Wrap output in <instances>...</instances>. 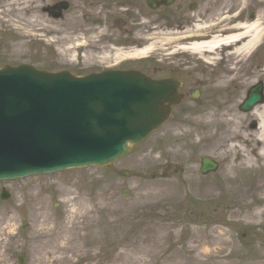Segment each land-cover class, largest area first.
Listing matches in <instances>:
<instances>
[{"label": "rangeland", "instance_id": "374dc122", "mask_svg": "<svg viewBox=\"0 0 264 264\" xmlns=\"http://www.w3.org/2000/svg\"><path fill=\"white\" fill-rule=\"evenodd\" d=\"M193 1L198 6L195 26L176 34L204 25L205 18L198 19L204 11L199 3L204 0ZM54 2L0 0V68L26 64L58 72L73 65L70 48L84 37L72 34L78 30L83 3L70 0L71 9L65 18L55 21L42 12L44 6ZM143 6L149 13L150 33L144 34L141 41L133 38L132 42L143 44L140 47L148 43L146 39L152 33H157L154 37L162 34L157 15L145 3ZM110 42L113 46L127 44L118 38ZM88 55L95 57L93 53ZM152 60L142 67L143 72L156 79L177 77L184 82L182 92L188 96L162 130L116 163L118 171L129 170L135 177L122 179L117 172L92 167L1 182L0 264H19L22 254H26L25 264H39L42 253L35 236L43 224L45 229L62 225L81 238L74 252L67 253L69 264H129L127 260L139 264L141 259L142 264H171L166 258L174 251H181L179 256L193 264L197 256L204 259L205 255H213L222 241L227 243L225 250L231 262L264 264V202L260 201L264 198V169L245 175L252 193L248 202L255 205L246 215L240 214L243 197L238 199L239 195L233 194L241 189V180L235 184L229 176V168L242 159L239 148L229 151V137L235 128L248 136L238 142L248 154L259 149L258 132L244 128L238 110L246 88L236 86L225 93L227 89L210 79L213 72H208L206 64L192 54L155 53ZM195 88L201 91L196 100ZM219 97L224 98L223 104ZM220 107L227 114L220 118L226 124H208L210 111L221 114ZM203 156L221 162L218 173L200 176L199 160ZM256 165L264 168V160ZM167 166L183 168L184 173L159 178ZM153 176L159 179L152 180ZM4 187L12 193V200L7 202L1 199ZM125 190L130 192L127 198L123 196ZM219 201L223 203L217 205ZM41 217H46L47 224ZM23 222L29 224L27 228H23ZM66 243L60 242L62 248ZM42 257L53 262L63 256L55 251Z\"/></svg>", "mask_w": 264, "mask_h": 264}, {"label": "water", "instance_id": "95a60500", "mask_svg": "<svg viewBox=\"0 0 264 264\" xmlns=\"http://www.w3.org/2000/svg\"><path fill=\"white\" fill-rule=\"evenodd\" d=\"M147 1L158 9L175 0ZM67 8L59 5L55 17ZM180 87L175 79L154 81L140 73L76 79L29 66L5 67L0 71V180L91 165L110 168L168 121L171 108L183 99ZM258 100L250 95L242 109L250 111ZM203 166L206 172L217 168L209 159Z\"/></svg>", "mask_w": 264, "mask_h": 264}, {"label": "flooded vegetation", "instance_id": "af4514ba", "mask_svg": "<svg viewBox=\"0 0 264 264\" xmlns=\"http://www.w3.org/2000/svg\"><path fill=\"white\" fill-rule=\"evenodd\" d=\"M60 1L62 0H56L53 4ZM238 1L204 0L199 3L201 8L204 4V11L200 12L198 19L205 18V44L217 43L207 52L211 60L206 62V68L208 72H213L210 79L215 84L228 83L246 89L261 85L264 98V6L259 0ZM82 3L78 30L72 34L84 36L82 39H95L96 48L90 51L95 57L107 52L130 51L143 46L132 40L141 39L144 34L150 33L149 13L143 6L144 0H82ZM197 11L198 6L193 0H177L173 7L157 11L158 24L162 27L160 39L173 37L178 31H186L195 26ZM254 26H260L263 31L259 40H255L256 33L251 30ZM184 33L186 32L178 35ZM114 38L127 44L113 46L110 40ZM242 48L239 54L235 53ZM167 49L170 50L171 47ZM142 67L144 66L134 64L123 67L122 70L143 71ZM260 107L263 106L251 113H240L244 128L250 132H255L258 128L254 115ZM255 123L256 129H253Z\"/></svg>", "mask_w": 264, "mask_h": 264}, {"label": "bare ground", "instance_id": "6f19581e", "mask_svg": "<svg viewBox=\"0 0 264 264\" xmlns=\"http://www.w3.org/2000/svg\"><path fill=\"white\" fill-rule=\"evenodd\" d=\"M260 27V26H259ZM258 26L251 27V30H254L256 33L255 40H259L262 37L263 31L261 27ZM198 33L203 31V28H201L200 25L196 28ZM155 36V35H154ZM150 44L146 47V49L143 52H140L138 54L146 55L145 53H151L155 52L157 48L160 47V45L163 43L164 40H160L158 38H155L153 36H150L148 38ZM254 41V40H253ZM217 43H210L209 45L202 43H195L192 45L184 46L180 50H185L189 53H191L194 57H199L204 62H209L211 58L207 54L208 51H210L213 47L216 46ZM252 44V43H251ZM243 48L237 49L235 51L236 54H239ZM145 52V53H144ZM124 67V66H123ZM219 87H225L229 88V86L221 85ZM225 93H228V89L224 90ZM219 102L221 104L224 103V98L219 97ZM226 109V108H225ZM221 111V114L216 113L215 111H210L211 114L208 116V124H215V122H218L219 124H226L223 116H226L227 114L224 112V110L220 107L219 109ZM226 114V115H225ZM256 117L260 120V128L257 135V140L261 142L259 145V149L253 150L252 154H248L246 150L241 146L238 142L242 143V139L246 140L247 136L241 135L239 132H236V128L234 129L233 133L229 137V140L231 141L229 144V151L236 152V148H239V152H241V162L233 164L229 168V175L236 174L242 177L244 174H248L251 172H259L262 171L264 168L258 167L256 163H260V161L264 160V109L263 112L257 111ZM238 143V144H237ZM257 157L255 160L254 158ZM236 176V177H237ZM235 177V178H236ZM244 189H243V201L244 205L241 208V215H246L248 212L252 211V204L253 202H248V199L250 198L248 196V189L247 184L243 181ZM261 202H264V198L260 199ZM254 207V206H253ZM257 211L258 214L262 213ZM44 220V223L47 224L46 217H41ZM45 224H43L42 229L38 232V234L35 236L36 240L40 243V251L42 253L41 257L38 259L39 264H69L70 258H68L67 253L68 252H74L76 248V244L81 241V238L74 234L72 230L67 229L65 227L59 226L57 228H50L45 229ZM62 240L67 241L66 246L62 248L60 242ZM222 241L218 245L220 246L217 251L214 252L213 255H205L204 259H201V255L194 258L193 264H240L239 261H230L231 255H228L226 253L227 243ZM226 245V246H225ZM75 247V248H74ZM193 247H191L192 249ZM190 249V250H191ZM51 250V251H48ZM58 252L63 257L57 258L53 262H46V260L42 256H51L52 252ZM181 251H174L173 254H171L169 257L166 258L167 261H169L171 264H190L189 260H187V257L179 256ZM182 253H184V249H182ZM124 255V254H123ZM122 257H128V255H124ZM0 258H2V255H0ZM126 261V260H125ZM192 261V260H191ZM129 264H136L132 260H127ZM144 261L141 259L140 261H137V263L142 264ZM123 264H127L124 262Z\"/></svg>", "mask_w": 264, "mask_h": 264}]
</instances>
